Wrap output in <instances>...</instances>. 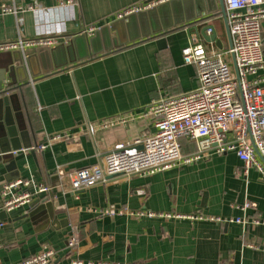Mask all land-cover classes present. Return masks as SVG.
Here are the masks:
<instances>
[{
	"label": "crops",
	"instance_id": "crops-1",
	"mask_svg": "<svg viewBox=\"0 0 264 264\" xmlns=\"http://www.w3.org/2000/svg\"><path fill=\"white\" fill-rule=\"evenodd\" d=\"M146 1L15 0L22 9L17 15L0 14V43L36 38L54 22L65 27L58 44L67 45L89 25L101 28L119 12ZM32 4L48 13L35 14L28 9ZM209 23L215 26L222 49H227L221 17L175 27L166 33L165 46L158 44V38L147 37L100 52L98 39L97 56L44 72L30 80L23 96H16L12 109L20 115L25 145L12 151L13 162L0 159V223L4 224L0 264H15L44 245L57 252L53 264H75V259L85 264H264V224L256 222L264 220V177L255 167L245 172L234 151L211 153L154 174L110 177L78 193L71 191L68 177L57 174L58 168L69 174L101 163L104 139L153 132V118L140 116L146 105L197 89V67L184 61L183 49L198 38L208 49L222 50L196 30ZM261 28L264 52V19ZM35 48L27 49L32 53ZM11 52H0V67L11 60ZM251 78L263 79L264 85V67ZM9 80L8 76L0 80V86ZM121 117L125 121L114 128L93 135L88 130L89 124ZM57 135L61 137L51 140ZM41 143L47 146L36 148ZM181 143L185 154L196 149L189 139L182 138ZM15 177L53 187L50 200L56 222L47 208L35 212L39 204L5 211L1 188ZM142 210L144 215L136 214ZM149 211L202 214L225 221L150 217ZM238 218L246 223L237 222ZM72 228L79 235L74 251L67 247Z\"/></svg>",
	"mask_w": 264,
	"mask_h": 264
},
{
	"label": "built area",
	"instance_id": "built-area-1",
	"mask_svg": "<svg viewBox=\"0 0 264 264\" xmlns=\"http://www.w3.org/2000/svg\"><path fill=\"white\" fill-rule=\"evenodd\" d=\"M0 14H15L22 9L15 0H1ZM169 0H151L133 5L117 14L122 18L128 14L151 8ZM227 19L232 35L233 46L222 50H211L194 38L183 49L186 63L195 64L199 87L178 95L163 96L151 101L140 113L152 117L154 131L142 136L107 138L103 141L104 158L101 163L87 166L66 174L61 168L57 174L68 177L71 191H79L107 181L110 176L135 174L148 175L174 167L193 163L211 153L234 151L244 164L245 172L257 168L264 177V85L263 79L251 78L258 68L264 67V52L261 23L264 19V0H224ZM72 2V1H70ZM63 6L64 3H61ZM35 14L48 13L38 5H28ZM95 25L85 28L88 34L96 30ZM62 23L51 22L47 28L37 33L33 39H22L0 43V52L25 50L29 47L55 46L57 37L64 34ZM235 56L239 78L233 59ZM124 117V116H123ZM133 117V116H130ZM124 118L102 120L89 124L93 135L97 130L114 128L124 122ZM57 135L53 139H59ZM186 138L196 144L192 153H183L181 139ZM47 143L38 145L44 149ZM33 148V149H36ZM144 191H140L143 193ZM53 187L31 179H12L1 188L5 211L27 206L35 198H51ZM247 205V207H249ZM144 211L136 214L144 215ZM150 217H177L191 219H212L225 221L222 217L202 214L181 215L164 212L147 213ZM237 222H245L237 219ZM263 223L264 220L256 221ZM0 223V227L3 226ZM78 232L72 228L67 241L69 250L74 251L78 244ZM251 247H258L251 243ZM57 252L49 245L15 264H53ZM77 260V259H75ZM75 264H85L78 260ZM87 264H95L88 262ZM107 264V263H98ZM116 264V263H115Z\"/></svg>",
	"mask_w": 264,
	"mask_h": 264
},
{
	"label": "water",
	"instance_id": "water-1",
	"mask_svg": "<svg viewBox=\"0 0 264 264\" xmlns=\"http://www.w3.org/2000/svg\"><path fill=\"white\" fill-rule=\"evenodd\" d=\"M214 17L222 18L228 45L232 47L233 40L224 0H169L147 10L134 12L123 18H115L110 24L96 29L94 37H88L82 32L73 37L67 45L61 43L52 47L39 46L32 53H29L28 49L12 51L11 60L0 67V80L5 81L7 76L10 79L5 85L0 86V104L4 106V113L0 115V159L13 162L15 154L12 151L21 150L23 144L25 145L20 115L16 108L12 109V102L16 96H23V88L30 80L44 72L68 66L69 63H75L77 60L97 56L99 53L95 50L94 43L98 39H100L97 43L100 44L98 48L100 52L113 51L147 37H156L158 44L165 46L166 33L175 27L187 23L209 22ZM196 30L207 42L216 44L220 49L223 48L213 24H206L201 30L198 28ZM233 66L239 78L234 55ZM31 151L34 153L35 149L32 148ZM36 204L39 205L35 212L40 208H47L50 218L56 222L53 202L49 197L34 199L30 205Z\"/></svg>",
	"mask_w": 264,
	"mask_h": 264
},
{
	"label": "bare ground",
	"instance_id": "bare-ground-1",
	"mask_svg": "<svg viewBox=\"0 0 264 264\" xmlns=\"http://www.w3.org/2000/svg\"><path fill=\"white\" fill-rule=\"evenodd\" d=\"M148 1H151V0H147L146 2H148ZM162 3H163V2H162ZM159 4H160V3H159ZM157 5H158V4H157ZM155 6H156V5H155ZM153 7H154V6H153ZM148 9H149V8H148ZM145 10H147V9H145ZM140 11H142V10H140ZM128 15H130V14H128ZM126 16H127V15H126ZM124 17H125V16H124ZM115 18H118L117 15H116ZM122 18H123V17H122ZM96 29H97V28H96ZM84 32H85V31H84ZM94 32H95V31H94ZM94 32H93V33H94ZM85 33H86V32H85ZM86 34H88V33H86ZM183 58H184V57H183ZM184 61H185V60H184ZM262 161H263V159H262ZM119 175H120V174H118V176H119ZM113 176H114V175H113ZM110 177H111V176H110ZM110 177H109V178H110ZM114 177H116V176H114ZM2 197H3V196H2ZM27 206H28V205H27ZM75 261H78V260H74L73 263H74Z\"/></svg>",
	"mask_w": 264,
	"mask_h": 264
}]
</instances>
